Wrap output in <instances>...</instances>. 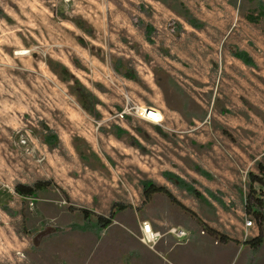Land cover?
<instances>
[{
  "label": "rangeland",
  "instance_id": "374dc122",
  "mask_svg": "<svg viewBox=\"0 0 264 264\" xmlns=\"http://www.w3.org/2000/svg\"><path fill=\"white\" fill-rule=\"evenodd\" d=\"M260 11L264 0H0V264H264V242L244 243L264 237L253 212L264 187L251 177L264 166V15L247 18ZM47 179L57 186L34 197L15 191ZM144 180L187 208L160 192L146 200ZM116 202L127 207L110 226L81 228L78 207L108 216ZM145 220L163 233L154 247L141 240Z\"/></svg>",
  "mask_w": 264,
  "mask_h": 264
},
{
  "label": "trees",
  "instance_id": "16d2710c",
  "mask_svg": "<svg viewBox=\"0 0 264 264\" xmlns=\"http://www.w3.org/2000/svg\"><path fill=\"white\" fill-rule=\"evenodd\" d=\"M264 15L263 11H260L259 14L254 15V14H248L247 18L252 21V22H258L260 18ZM194 20V19H193ZM190 23L193 26L199 27L200 24L194 23L193 21H190ZM153 27L152 25H147L146 30L148 33H151ZM233 54L244 61L247 64H252L253 63V58L252 56L245 50L239 49V48H234L233 49ZM66 72V69H64ZM126 75L130 78H136V74L132 69H126L125 70ZM72 78V77H71ZM75 92L78 96L79 102L81 106L89 111L90 113H95L96 112V103H97V98L94 97L92 92H90L78 79L75 81L74 85ZM48 130H50V134L46 135L45 140L48 144L54 145L58 142V136L54 133H52V129L48 127ZM259 172L262 174V176L251 173L252 177V184L255 182H259L261 184V187H264V166L260 164L259 167ZM168 178L172 180L174 183L186 188L188 191L191 193L195 194L196 196H199L200 193L194 187L192 184L184 181L180 176L175 175L174 173H168ZM50 186H57L56 182L53 179H47V180H38L34 182L33 184H26V183H18L15 186V191L21 196V197H34L39 191L45 190L49 188ZM165 193L166 195L169 196V198L181 205L184 208H187L171 191L170 189L165 186V185H160L156 184L152 181L149 180H144L143 181V193L146 198V200H149L155 193ZM257 196V205L258 209L253 210L256 218L260 220V223L264 221V201ZM250 199V198H249ZM127 205L123 203L116 202L110 211V214L104 215V214H98L94 213L92 210L86 208V207H78V210L82 212L84 218L87 220V223L85 226H81L82 229H88V228H93V229H104L110 226L115 217L116 214L119 210H122L126 208ZM252 205L251 203L247 202L246 204V211L251 212L252 211ZM95 216V221L94 223H91L92 217ZM204 227H207L204 225ZM221 240L222 241H228L229 238H227L224 235H221ZM264 242V237H263V231L261 230L258 235L251 237L249 239H245L244 243L249 244L252 248L257 249L259 248Z\"/></svg>",
  "mask_w": 264,
  "mask_h": 264
},
{
  "label": "built area",
  "instance_id": "2783aa9c",
  "mask_svg": "<svg viewBox=\"0 0 264 264\" xmlns=\"http://www.w3.org/2000/svg\"><path fill=\"white\" fill-rule=\"evenodd\" d=\"M134 109L136 115L141 117L146 121H150L152 123H161L163 121L164 115L159 110L154 108L155 115L151 116L150 111H148L147 106H135ZM150 110V109H149ZM156 116L157 118H155ZM27 139L24 135H21L18 140L19 145L26 144ZM141 233H142V242L149 247H154L155 244L163 237V233L158 230H155L152 226V223L149 220H145L141 223ZM256 228V223L253 219L249 218L245 221V236L248 237L252 231V229ZM168 234L175 237L179 242L187 241L189 238V231L181 228V227H172L167 232Z\"/></svg>",
  "mask_w": 264,
  "mask_h": 264
},
{
  "label": "water",
  "instance_id": "95a60500",
  "mask_svg": "<svg viewBox=\"0 0 264 264\" xmlns=\"http://www.w3.org/2000/svg\"><path fill=\"white\" fill-rule=\"evenodd\" d=\"M148 108H154V107H152V106H148ZM52 230H53L52 228H49V229H46V230L42 231L41 233H39V234L35 237V239H34V243H35L36 245H39V243H40V241L42 240V238H43L45 235L51 233Z\"/></svg>",
  "mask_w": 264,
  "mask_h": 264
},
{
  "label": "bare ground",
  "instance_id": "6f19581e",
  "mask_svg": "<svg viewBox=\"0 0 264 264\" xmlns=\"http://www.w3.org/2000/svg\"><path fill=\"white\" fill-rule=\"evenodd\" d=\"M150 109V110H149ZM148 111H150V115L151 116H153V115H155V112L156 111H154V108H148ZM155 118H157L156 116H154Z\"/></svg>",
  "mask_w": 264,
  "mask_h": 264
},
{
  "label": "crops",
  "instance_id": "0c3cea01",
  "mask_svg": "<svg viewBox=\"0 0 264 264\" xmlns=\"http://www.w3.org/2000/svg\"><path fill=\"white\" fill-rule=\"evenodd\" d=\"M241 246H242V247H247V245H245L244 243H241Z\"/></svg>",
  "mask_w": 264,
  "mask_h": 264
}]
</instances>
